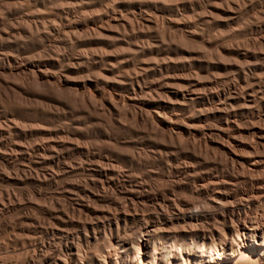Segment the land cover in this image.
<instances>
[{"label": "rangeland", "instance_id": "rangeland-1", "mask_svg": "<svg viewBox=\"0 0 264 264\" xmlns=\"http://www.w3.org/2000/svg\"><path fill=\"white\" fill-rule=\"evenodd\" d=\"M14 1L15 2H22V0H19V1L13 0V2ZM64 1H62V2H64ZM66 1H68V0H66ZM75 1L76 0L70 1L71 2L70 4H72V2L75 3ZM125 1L124 0H118V1L116 0V2H115V0H113V2H112V0H111V2L107 1L108 3L106 2L107 3L106 5L109 4L108 7H110L112 5L113 7H115V9L117 8L116 11L118 12L117 15L119 17L120 14L123 16H125V14L126 15L130 14V12H132L131 10H133L134 8L143 4V5H147V7L150 8L149 10H147L148 13H150L149 15L154 14L153 16H150V17H152L153 20L154 19L157 20L159 17V20H158L159 22L156 21V23H158V26H159L158 29H154V28H157V26H153L151 28L152 30L149 29L150 33L148 32V34L151 37L150 40H154L156 42V47L154 46L153 47L154 49L152 48L151 52L148 53L150 55H146V54L143 55V56H145L146 60H144L143 56H142L143 60H142L141 56L138 57V59L133 57L130 54L131 53L130 50H128L130 48V46L128 48V46L126 44L123 45V44L119 43L118 41H116V39H115L116 36H118L123 31V29L121 27L122 25L120 24L121 21L118 19L117 20L113 19L110 21L111 23H109V22H108V24L106 23V25L108 27L106 25L103 26L106 28L102 29V33H104L107 37H108V35H110L111 38H108V39L104 38V37H106V36H104V34H103L104 39H101V37H100L101 40L100 39H95V40L90 39L89 40V38H86V39H88V40H86L85 36H82L81 38H84L85 42L89 44L88 47L91 46V49L95 48L93 50L97 49V51L103 53V55L104 54L107 55L108 52L110 51L111 54H109V57H108V55H107V57L104 55L105 59L108 58L105 61H108L110 59L109 61L112 64L115 63L116 64L115 67H118L117 70L120 68L119 66L121 64H122L121 68L123 70H126V68L131 67V66L127 67L126 65H130V64L132 65V63H131L132 60L136 63V65L142 63V61L146 65H149L148 60L149 61L151 60L152 62L150 61V65H152V64H154L155 59L157 61H158V59L159 60L167 59L165 61L170 62L176 66V69L169 72L171 76H169L167 79L159 78L158 75H154V76L148 77V79H146L145 81L150 82V80H151V83H153L151 88L153 91L155 90V92H156L155 93L152 91L153 94L155 93L154 95L161 94V95L165 96V94H166L165 97H167V95H169L168 99L163 98V96H160V98H162L163 100L164 99L167 100V101H165V100L163 101L165 103L164 105H165L166 114L173 111L175 114L178 112L177 115L179 116L180 119H184L186 117V119H185L186 121L185 120L183 121L185 127L181 128L180 134H179V132H177L176 134H179L178 135L179 141L180 140L182 141L184 139V141H182V142H184V144H188V146L187 145L180 146L181 141L179 142L178 138L170 139L167 136L168 132H166L168 129L164 128L165 133L162 132V131H164L162 126L160 124L156 123V121L154 120L155 123L159 127H161L159 129L158 126L155 125L153 118L148 117L146 120L140 119L135 114V112L138 110L135 107L129 105L130 100L127 101V97L124 98V99H126L125 100L126 102L124 101V103H123V101H120L118 103L119 106L121 107L122 111L120 110L119 106L118 107L115 106L122 113H120L117 110V108H114V109L108 108L107 104L110 102L111 98L114 99L118 95H121V96H124L123 94L126 95V92L124 90H115L116 87L112 83V81L114 80V75L111 74L112 72L110 73L109 71H105L106 73L108 72L109 74H106L103 72L104 76L103 75L102 76L104 79L101 80L102 78L96 79V77L99 75L88 76L86 73H84L81 70L80 67L78 68V66L75 65L76 67L72 66V67H74L73 69H72V67L71 68H65L62 71L64 73H61L64 75H60L59 74L60 72L58 71L59 68H58L57 64L55 62H53L54 61L53 58H51V56H49V54H51V52H53V50H55V48H52V47L48 48L47 52H44V50L46 51V49H42L41 47H37V44L35 45V42L30 40L29 36L27 37V35H23L24 37L22 36V40H21V38H18L21 36L15 35V36H17V39L19 42L18 47H13V57L17 60L16 61L17 65L15 64L17 67L13 65V76L9 75V77L5 76V78L6 77L8 78V79L6 78V83L8 82L7 84H9V86H11V87L15 86V87H13V95H15V96H13V106L15 105L16 107H13V122H16V123L18 122L17 125L20 124L19 127H23L24 129L21 130L18 126H16L15 131H13L14 136L12 139H13V142L19 144L23 148V153L22 154L13 153V158L8 162H5L2 159H0V166L1 165L3 166V167L1 166L2 169L0 168V187H1L0 191H1V193L3 192L2 195L0 193V200H2V201H0V208L2 207L1 204H3V201H4L5 205L6 204L8 205V206L6 205L7 207L4 206L6 208V210H4L2 212L0 211V233H1L0 241H4L5 243H6V241L9 242L8 243L9 245H5L4 242L3 243L1 242L2 247L0 248V255L7 256V258L3 257L0 259V260L4 259L3 260L4 262H6V260H7L8 261L7 263L13 264V262H11V261H13L16 258L14 256L16 254L13 253V240L17 239V237L19 239L18 235H21V237H23V239L26 238L25 234H27L28 237L29 236H40V235L44 234L45 231L56 227L54 225L58 224V220H59L58 217H61V218L68 220L69 223L66 225V227L69 229L67 230V228H66V230L69 232H74L75 231L74 230L75 229V227H74L75 223L79 222L80 220H84V222L94 221L95 216H98L101 213H104L107 211L106 210L107 209L106 204L99 202V203L93 204V205L90 204L91 212L87 213V215H85L86 212L85 213H84V211L81 212L78 210L77 207L74 206L73 208L76 211L75 212L74 210H72V206L68 202L69 198H71V197L73 198L74 195L71 196L72 192H64L66 190V187H86V188L89 187L87 189L90 191H93V192L95 191V189H93V187H103L105 185V183L103 184V186H101V182H99L100 179L98 178L95 169L97 170L99 168H104L105 166L106 167L108 166L109 168L107 167L104 169L111 170L113 172L114 179H117V181H118L116 187H125V186L128 187L127 183H129L130 180H131V183H134L140 187H142V186L143 187H150V186L151 187H154V186L159 187L162 185H164V187H191V186L195 187V186L199 185V183L207 185L208 181H209L208 186L211 187L212 186L211 181L216 180V178H221V172H220V170H216L214 168H209V167H204V166L199 167V164H198L199 162L197 160V157H200V159H203L205 157L206 159L208 158L207 160H209V161H217V162L220 160H224L225 157L227 158L226 153L223 152L224 150L222 149V147H223L222 143L223 142L220 139H218V137H216V135H215L216 129H217L216 125L219 126L220 119L217 115H212L210 113H209L210 115L208 114V116L201 118V119H198L195 116H192L191 119L187 118L189 115L190 116L194 115L196 112H198V110H201L202 108H203L202 110H204L206 107V109L208 108V110H209V107H210V109L214 108V106L216 107L217 104L219 102H221L222 98L219 101L216 98L211 99L209 96L210 93L220 92L226 98H228V97L241 98L244 94H249V93H250V95L253 96L254 101L252 104L254 106H252L250 108H244L242 106L243 102L237 101V100L231 102V104H233V109H231L232 105L230 103H227V105H226V108H228V110H229V111L228 110L227 111L229 113H231V116H232L231 119H233V120L236 119V122L240 127V132L235 135V138L237 137L236 138L237 140L234 139L235 145H234L233 149H234V152H236L237 154H243L247 151V149H248L247 147L250 145V146L255 147L254 150L258 151L257 153L260 154V157L262 156V158H264V137H263L264 136V120H263L264 119V115H263L264 114V74H263L264 73V42H263L264 41V0H252V1L251 0H238V1L237 0H232V1L231 0H223V1L222 0H200L201 3L198 2L199 0H192V1L191 0H185V1L184 0H163V2H161L162 0L160 2H159V0L158 1L157 0H155V1L150 0L151 2L144 0L145 1L144 3H143V0H141V1L135 0V2H134V0H129L130 2L127 0H125ZM183 1L185 3H183ZM225 1H228V4H226ZM76 2H78V3L77 4L75 3L74 7H73L74 4L70 5L73 8L72 19H74V20H80L81 19L82 20L83 18L86 17L85 14H87V17H88V14H89V17L93 16L92 13H94V11L98 14V11L100 8H99V5H97V4H99V2H100L99 0H97V3H96V0H90L91 3L89 2V0L88 1L78 0ZM83 2L84 3L87 2V3H90L91 5H93V8H91L93 11L89 8H86L85 4ZM167 2H168V4H167ZM79 3H81V4H79ZM171 3L173 4L172 6H171ZM218 4H220L221 6L220 5L218 6ZM80 5H82V6H80ZM176 5H182V7H183L182 8L183 11L182 10H181V12L179 11L180 15L178 17L171 16V15H173V12L171 9H173ZM154 6L162 9L165 13L164 14L165 16L164 15H158V14H157L158 15L157 16L151 10ZM199 6L201 7V9L199 8ZM75 7L76 8L78 7V8L75 9ZM190 7H192V8H190ZM230 7H232V8H230ZM130 8H131V10H130ZM16 9L17 10L13 13V24H15L13 26V31H18L17 27L18 26L20 27V25H18L20 23V22H18V18H19V21L22 20V18L24 20L30 18V20L28 19L29 20V22H28L29 26L31 25V27H34V24H37V26L39 25L38 26L39 28H42V25L40 23L41 20L38 18L36 19L34 17L35 16L34 14H32V13L30 15L25 14L26 10H25V8H22V6H20V8L17 6ZM118 9H120L121 11ZM196 9H198V10H196ZM4 10L5 9H3L2 12H4ZM77 10H79V11H77ZM81 10L83 12L85 10H90V11H88L89 13L85 12L84 13L85 16H84V15H82L83 13L81 12ZM27 12L30 13L29 11H27ZM20 13H23V14H20ZM96 13H94V14H96ZM79 14H81L80 15L81 17L78 16ZM198 14H200V15H198ZM202 14H204V15L201 16ZM190 15H191V17H190ZM154 16H157V17H154ZM182 16H183V18H181ZM193 16L196 18H194ZM169 19L171 20V22ZM172 21H173V23H172ZM188 21H189V23H193L192 24L193 29H195L197 32H199V34L194 33V34L190 35V34H187L186 32H184V28L186 26V23H188ZM207 21H209V22H207ZM16 22H18V23H16ZM21 22L24 23V21H21ZM30 22H31V24H30ZM32 22H35V23H32ZM162 22H163V26H162ZM20 24H22V23H20ZM49 24H51V22H49ZM24 25H26V24L24 23ZM24 25H21V27H24ZM113 25L117 26L119 29H116L117 27L115 28V26L113 28ZM195 25H196V27H194ZM161 26H162V29H163V27H166L165 30L163 29V31H162ZM14 27H16V28H14ZM109 28L112 30H109V32H108ZM181 28H183V29H181ZM114 29H116L119 32V34ZM115 31L117 33H115ZM168 31H170V32H168ZM160 32H162V35H160L161 34ZM163 32L167 33L165 35L166 37H163L164 39L162 37H160V36L164 35ZM158 35H160V36H158ZM170 35H171V37H170ZM195 35H198V36H195ZM172 36H174V38ZM178 37L181 39L179 40ZM24 39H25V41H23ZM160 39H162L163 41ZM204 39L206 42H204ZM102 40H103V42H101ZM108 40H109V42H108ZM257 40H259V41H257ZM108 43H110V44H108ZM52 45L53 44H51V46ZM112 45H114V46H112ZM115 45H116V47H115ZM119 46L121 47V49L118 48ZM101 47H104V48H101ZM122 47H124V49ZM125 47L128 49H126ZM115 48L116 49L118 48L119 50L118 49L117 50L119 52ZM122 50L126 51V54ZM158 50H160V51H158ZM210 50H212V52ZM207 51H208V53H207ZM48 52H49V54H48ZM59 52H61V51H59ZM105 52H107V54ZM116 53H117V55H116ZM120 53L121 54L124 53L125 55H123V54L121 55ZM34 54H35V56H34ZM117 56H119V57L117 58ZM122 57H123V59H122ZM124 57L127 58L126 61H125ZM211 57H213V58H211ZM49 58H50V60H49ZM192 58H194V59H192ZM115 59L116 60L118 59L119 61L122 59V62H117L118 64L119 63H121V64L118 65L116 63ZM128 59H131V61H129ZM139 59L141 61H139ZM25 60H29L30 63L31 62L34 63V61H35V63L37 62L36 66L33 65L32 68H34L35 70L36 69H39V70L42 69L43 72H41V70H40L41 73H39L37 71V74H41L43 76L42 79L39 78L40 79L39 80L37 78V80H36V78L35 79L33 77L31 78L29 73L27 74V72H24L22 70L25 67V65H23V64L28 62ZM236 60H237V62H236ZM48 61H49V65H48ZM124 61L126 62V64ZM145 61H147V62H145ZM137 62H138V64H137ZM105 63H107V62H105ZM135 63H133V64H135ZM52 64H53V66H52ZM37 65L39 67H37ZM42 66H44V67H42ZM56 67L58 68V70ZM185 67L186 68L188 67V68L186 69ZM121 68H120V71H122ZM52 70L55 72L54 73L55 77L57 75H60L62 77L61 81H60L61 83L60 82L58 83V81L53 82V79L51 78V75H53ZM68 70H69L70 74H69V72H67ZM76 71L77 72L79 71L78 72L79 74ZM18 72H19V74H17ZM74 72H76V73H74ZM232 72H233V75H230V74H232ZM234 72H235V74H234ZM245 72L246 73L248 72V73L246 74ZM255 73L256 74L258 73V74L256 75ZM44 74H45V76H44ZM110 75L112 78L110 77ZM65 76H67V77H65ZM44 77H45V80L49 79L48 80L49 82L45 81ZM46 77H48V78H46ZM107 77H108V79H110V78L112 79L111 82H110V80H106ZM233 77H235V78H233ZM27 78H29V80ZM64 78H66V79H64ZM67 78H68V80H67ZM212 78H213V80H211ZM232 78H233V81L231 80ZM236 78L239 80L238 81L239 83L237 82V80L236 81L234 80ZM32 79L38 81V83H39V81L42 82V80H43L45 82V84L42 82V85H41V82H40L39 84H33L34 85L33 86V85H31L32 83H34V81H32ZM91 79H93L94 81ZM161 79L165 82V84ZM245 79H246V81L248 80L247 81L248 83L245 81ZM259 79L261 80V83H263V84L258 82ZM227 80H229V81H227ZM95 81H97V82H95ZM105 81H107V82H105ZM10 82L12 83V85L10 84ZM157 82H158V84H157ZM187 82L192 83L194 85V86H192V88L193 89L195 88L197 92H200V93H203L204 95H206L207 99H205L204 101H197L194 103H190L189 105H187L183 109H181L179 103L177 101H175L176 98L172 94V92L175 89H178L176 86L177 84L179 85L178 87H180L181 85L186 84ZM232 82H234L236 85H234ZM256 82H258V84ZM166 83L170 84V85L172 84L173 85L172 88L170 87V85H168L169 87L166 86L167 85ZM175 83H176V85H175ZM251 83L254 85H252ZM160 84L163 86L161 87ZM259 84L261 85V87L258 86ZM36 85H38V86H36ZM159 85L161 88L159 87ZM244 85H245L246 90H243ZM223 86H225V89L223 88ZM228 86H230V87H228ZM247 86H248V89H247ZM249 86H251V87L249 88ZM84 87H85V89H84L85 94L84 95H86L87 97L89 96L90 93H91V97H94L96 95L97 98L96 97L95 98L89 97V99L91 98L92 101L95 100L93 102V105L95 104L96 99L99 98L98 101L100 100L99 102L97 101L98 102L97 104H95L98 106L94 105L96 110L95 109L93 110L92 107L89 105V104L92 105V103L90 102L91 100H88V98H85L86 101H84V103L86 105H88V107L86 105H85V107H86V109L88 108V110L91 108V111H93V112H91L89 110L91 113H89V111H87V110L85 111L84 108H81V107H84L83 106L84 104L82 105L83 101L79 102V98H82L81 97L82 95H80V94H82L81 91H83L82 88H84ZM174 87H176V88H174ZM231 87H232V89H230ZM26 88H27V91L30 90V92H28L29 94L27 93V91H25ZM217 88H219V89H217ZM238 88H240L241 91ZM19 89H21V90H19ZM156 89H157V91H156ZM214 89H216V90H214ZM16 90L20 94H18V92ZM76 90L79 92L77 94H79L80 97H77L78 95L76 94V92H77ZM88 90L91 92H89ZM235 90L237 92H235ZM259 90H261V92ZM101 91L102 92L105 91L104 92L105 97L103 99H101L100 94H99V92H101ZM158 91L162 92V93L157 94ZM71 92L73 93V95L74 94L76 95V96L74 95V97H76V98H73ZM93 93H94V96H93ZM67 95H68V97H67ZM112 95H113V97L110 98V96H112ZM233 95H235V96H233ZM19 96L21 97L20 99H18ZM69 96H71L72 98L70 97L71 98L70 99ZM256 97H257V99L255 100ZM160 98H158V99L162 100ZM63 99H66V100H63ZM75 99H77L78 103H76ZM170 99H171L173 104L171 103V101L170 102L168 101ZM67 100H69V101L71 100L70 102L74 101L75 103H72L74 105H72L71 103L69 104V101H67ZM174 101H175V103H174ZM214 101H215V103H213ZM80 103H81V105H80ZM99 103H104V104H99ZM101 105L103 107L97 109V107H101ZM104 105L107 107H105ZM169 105H171V106H169ZM173 105H175L176 108ZM78 106H79V109H77ZM166 106H168V107H166ZM195 106L196 107L198 106L197 107L198 110L195 109ZM172 107H174L173 108L174 110L172 109ZM106 108L111 110L113 114L110 115L111 114L110 111L107 110ZM134 109H135V111H134ZM192 109L195 112H193ZM261 109H262V111H260ZM124 110H126V111H124ZM94 111H95V113H94ZM103 111H105V112L102 113ZM106 111H107V113H106ZM99 112H100V115H99ZM125 112H126V114H125ZM129 112H133V113H129ZM191 112H193V114ZM97 114H98V117H97ZM105 114H107V116ZM258 116H260V117H258ZM133 117H135V118H133ZM193 117H194V119H193ZM109 118H110V120H112V123L110 122V120L108 121V122H110V124L107 122V120ZM119 118L122 120H120ZM241 118H242V120H241ZM134 119H136V120L134 121ZM187 119H189V120L187 121ZM143 121H145L144 122L145 125L143 124ZM21 122H23L25 124L23 125V123L21 124ZM186 122L188 123V125ZM27 123H29L30 125ZM146 123H149V125H147ZM151 123L154 124V125H152L154 127H151ZM111 124H112V126H111ZM213 124L214 125L216 124L215 127ZM21 125H23V126H21ZM199 125L200 126L203 125L200 129H202L206 135L209 134L207 136H209V138L212 137L213 140L211 138H210L211 140L208 138L209 140L206 142L203 139L202 135H197L199 131H196V129H194V128H196L197 126L200 127ZM194 126H196V127H194ZM209 126L211 128L213 126L214 129L213 128L210 129ZM241 127H243V128H241ZM152 128L155 132H152L153 131V130H151ZM154 128H156V129H154ZM136 129H138V130H136ZM20 131H25L26 134L21 135V134H19ZM146 131L149 134H147ZM213 132H215V133H213ZM194 134H196V135H194ZM261 135H263V136L261 137ZM154 136H156V137H154ZM180 137L181 138L183 137V139H180ZM191 139H192L193 145L191 144V142H189ZM200 141H201V143H200ZM171 143L173 145H175L176 147L172 146ZM193 146H195V147H193ZM199 147H201L202 150ZM32 148H34V149H32ZM184 148L186 149L185 150L186 152H184V150H183ZM195 148H197V149H195ZM187 149H188V151H187ZM205 149H206V152L204 151ZM24 150L27 151V153H25ZM133 150H134V152H133ZM139 150H141V151H139ZM195 150H197V152ZM138 151L142 155H139L140 153H138ZM152 151H155V152H152ZM159 151H161V152H159ZM171 151L173 152V155H172ZM207 151H208V153H207ZM28 152H30V153L28 154ZM131 152L133 154H135L136 158L133 156V154L132 155L130 154ZM170 152H171V154H170ZM194 152H196L200 156L199 155L195 156ZM222 152L225 155L223 154V156H222ZM165 153L168 155H165ZM201 153H202V156H201ZM203 153H204V155H203ZM51 154L54 156V158H53L54 160L52 159V157H50ZM41 155H43V156H41ZM88 155H90V156H88ZM36 156H39V157H36ZM32 157H33V159H32ZM139 157H141V159ZM214 158H216V159H214ZM15 159H17V160H15ZM95 160L97 161L98 164H96ZM99 160H100L102 166L99 165ZM138 160L140 163L138 162ZM171 160H172V162H171ZM37 161H39L40 163ZM80 161L82 162L81 165H80V163H81ZM85 161H87L86 162L87 164L84 163ZM182 161H185V162H182ZM187 161H189V164ZM105 162L109 163V164H106ZM166 162H167V164H166ZM192 162L194 165L192 164ZM195 162H196V164H195ZM66 163H67V165H66ZM116 163H118V164H116ZM171 163L173 165H171ZM184 163L187 166L188 165L191 166V164H192L193 167L197 168L195 170L196 176L194 174L191 178H188L187 175L180 173V172L178 173L175 171L176 169H178L180 167V164H181V166L183 165L182 167H184L185 166ZM22 164H23V166H22ZM24 164H26L28 166H26ZM88 164H90V165H88ZM103 164H106V165H104V167H103ZM170 165H171V167H170ZM174 165L175 166L178 165V166L175 167ZM8 166H9V168H8ZM112 166H114V170L112 169L113 168ZM118 166H119V168H118ZM5 167H6V169H5ZM50 167H51L52 171H51ZM120 167H121V170H120ZM182 167H180V169ZM115 168H117V169H115ZM36 169H37V171H35ZM149 169H150V171H149ZM168 169L170 171H168ZM263 169H264V167L261 168V171H259L261 176L263 174V176L261 178L260 177L258 178V176H260V175H257V174H259V173H254L255 175L252 174L253 175L252 177L255 176V178H253V179H252L251 175H250V177H249V175L248 176L246 175L245 176L246 180L244 182H240V184L238 183L236 185V187H240V188H242V187L243 188L244 187H253V186H255L254 183H256L258 181L260 182V186L262 184L263 186H261V187H264V181H263V179H264L263 178L264 177L263 172L264 171H263ZM68 170H69V172H68ZM116 170H120V171L117 172ZM205 170L208 171V173ZM56 171L57 172L60 171V173H57ZM202 171H203V173H202ZM217 171H218V174H217ZM37 172H38V174H37ZM41 172L43 174L46 173L44 175V178L47 176V179L43 178V175H41L42 174ZM47 172H49V173H47ZM64 172H65V174H64ZM120 172H121V174H119ZM169 172H170V174H169ZM134 173H136L137 175ZM213 173L216 176L213 175ZM36 174L37 175L40 174L39 177H41V178H38V176ZM131 174H132V176H131ZM53 175L55 176V178ZM168 175H170V176H168ZM218 175H219V177H218ZM123 177H124V179H123ZM85 178L87 181L85 180ZM91 178L93 179V181ZM180 178H181V180H180ZM183 178H184V181H183ZM160 179L162 180V182H160ZM169 179H170V181H169ZM167 180L170 182V184L168 183ZM174 180L176 182H174ZM140 181H143V182H140ZM153 181H154V183H153ZM171 181H173V183ZM187 181H189V182H187ZM251 181L253 182V184ZM123 182H124V184H123ZM155 183H157V184H155ZM85 184H87V185H85ZM172 184H174V185L172 186ZM251 185H253V186H251ZM6 187H7V189H6ZM104 187H113V186L105 185ZM12 188L14 189L13 191L16 190L15 192H17L18 197H17V195L15 196V194H14L15 192L12 193L13 192V191H11ZM9 191L11 193H9ZM39 193L42 195H40ZM74 193H75V191H73V194ZM9 194H11V195L9 196ZM34 194L37 197V199L40 198L39 200H41V202H43L42 200H44L46 198L45 200L47 202L46 201L45 202L47 203L48 206L49 205L52 206V207L49 206L51 209L46 206L45 202H43V204H42L45 206H41V204H40V206L36 205V204H39V203H37L39 200L33 199V197L35 198ZM49 195H51V196H49ZM8 196L12 197V198H9ZM41 196L43 199H41ZM7 197H8V199H7ZM15 197H17L18 199ZM55 198H57V199H55ZM61 198H62V201H61ZM64 198L67 200H65ZM9 199L10 200L12 199L11 201L12 202L14 201V202L12 203ZM48 199L50 200L49 202H48ZM51 200L52 201L54 200L53 201L54 203L50 204ZM55 200H57V201H55ZM9 201L12 204H10ZM18 202H23V203H21V205H20V203H18ZM34 202H36V203H34ZM61 202H62V204H60ZM53 204H56V205H53ZM53 206H55V207H53ZM68 206L70 207L69 209H68ZM10 208H12V209H10ZM53 208H57V210L55 209V211H53L52 210ZM141 208H142V210H141ZM48 209H50V210H48ZM42 210L45 212H43ZM65 210H66V212H65ZM145 210H147V208L141 206L140 208H138V213H140L142 211L144 212ZM67 211L69 213V216H68ZM39 212H42V213H39ZM25 213H27V214H25ZM66 213H67V215H66ZM15 214H16V216L19 215V217L17 216L18 217L17 218L15 216ZM34 214H36V215H34ZM40 214H42V215H40ZM5 216H7V217H5ZM40 216L44 217V220ZM80 216H81V218H80ZM35 217H39V218L33 219ZM90 217H91V221H89ZM73 218H74V220H73ZM10 219L13 220L14 222L12 221L13 222L12 223ZM39 219H41V220H39ZM6 221H8V223H6ZM43 221H44V223H43ZM80 222H82V221H80ZM27 223H29V224H27ZM24 225H26V226H24ZM42 225H43V228L41 227ZM6 226H7V228H6ZM44 226L47 227V230H46V227H44ZM49 226H51V228ZM9 231H10V233H9ZM14 231H15V233L20 232L21 234H18V235L16 234L17 237H15L16 235H15ZM11 232H13L15 236L12 235ZM6 233L9 235L7 236ZM2 235H6L7 237L2 236ZM3 237L4 238L6 237L5 238L6 241L4 240ZM21 237H20V239H22ZM99 242H101V240ZM3 245L5 246V248ZM53 246H56V244H53ZM90 250H93L92 246L90 247ZM6 252H8V253L10 252V254L13 255L15 258L12 257L13 259H11V261H10L11 256L9 257V255Z\"/></svg>", "mask_w": 264, "mask_h": 264}, {"label": "bare ground", "instance_id": "bare-ground-1", "mask_svg": "<svg viewBox=\"0 0 264 264\" xmlns=\"http://www.w3.org/2000/svg\"><path fill=\"white\" fill-rule=\"evenodd\" d=\"M62 1H64V0H22V2H15V1L13 2V0H0V159H2L5 162H8L13 158V153H15V154H22L23 153V148L19 144L13 142V139H12L14 136L13 131H15V127L20 126V124L17 125L18 122L17 123L13 122V107H16L15 105L13 106V96H15V95H13V87H15V86H13V87L9 86V84H7L8 82L6 83L7 77L5 78V76H8V77H9V75L13 76V65L14 66L17 65L16 64L17 60L13 57V47H18L19 42H18L17 36H15V35L21 36V37H18V38H21V40H22L23 35H27V37L29 36L30 40L34 41L35 45L37 44V47H41L42 49H46V51L44 50V52H47L48 48H51V47L55 48V50H53V52H51V54H49V52H48V54H49V56H51V58H53V60H54L53 62H55L57 64L59 70L57 67L56 68L60 72L59 73L60 75H64L61 73H64L62 71L65 68H71L72 66H75V65H77L78 68L80 67L81 70L84 73H86L88 76L99 75L96 77V79L102 78L101 80L104 79L103 76H104V73H106L105 71H109L110 73L112 72L111 74L114 75V80L112 81V83L116 87L115 90H124L126 92V95L125 94H123L124 96L118 95L114 99L111 98V97H113V95L110 96L111 100L109 99L110 102L107 104L108 108H110V109L117 108L119 106L118 103L120 101H123V103H124V101L126 100L124 98L127 97V101L130 100L129 105L135 107L138 110L135 112V114L140 119L146 120L148 117L153 118V121L155 120L156 123L160 124L162 126L163 130H164V128L168 129L166 132H168L167 136L170 139L178 138V141H179L178 135L180 134L181 128L185 127L183 121L186 119V117L184 119H180L179 116L177 115L178 112L175 114L173 111L166 114L165 105H164L165 103L163 102L165 99L163 100L162 98H160V96H163V95L158 94V93H162V92L158 91L157 92L158 95H154L156 92H155V90L153 91L151 88L153 83H151V80H150V82L145 81L146 79H148V77L154 76V75H158L159 78L167 79L169 76H171L169 72L176 69V66L170 62L165 61L167 59H162V60L158 59V61L155 59L154 64L151 63L152 65H150L151 60L150 61L148 60L149 65H146L145 63H143V61L140 64H138V62H137L138 65H136V63L133 60L131 61V59H128L129 61H131L132 65L130 64V65H126V66L127 67L131 66V67L126 68V70H123L121 68L122 64L119 63V64H121L119 67L122 69V71H120V68L117 70L118 67H115L116 66L115 63L112 64L109 61L110 59L108 61H105L108 59V58L107 59L104 58L105 54L103 55V53L98 52L97 49L93 50L95 48L91 49V46L88 47L89 44L85 42L86 38H89V40L90 39H92V40L100 39V37H101V39L111 38L110 35H108V37H107L104 33H102V29L106 28L103 26H105L106 23L108 24V22L111 23L110 21L113 19H116V20L118 19L121 21L120 24L122 26L121 25L120 26L122 27L123 31L119 34V32L116 30L119 28L117 26L113 25V28H114V26H115V28L117 27L114 30H116L119 34L115 38L116 41H118L119 43H121L123 45L126 44L128 46V48L130 46L129 49L126 47L125 48L130 50V52H131L130 54L133 57L138 59V57L141 56V58H142V56L145 54L150 55L148 53L151 52V50L154 46L156 47V42L154 40H150L151 37L148 34V32L150 31L149 29H151L153 26H157V28H154V29H158L159 26H158V23H156V21L159 20V17L157 20H155V19L153 20L152 17H150V16H153L154 14L152 13L153 15H149L150 13H148L147 10H149L150 8H148L147 5H143V4L139 5L138 7L134 8L133 10H131V8H130V10L132 11V12H130V14H128V15L125 14V16L120 14L118 17V15H117L118 12L116 11L117 8L115 9V7H113L112 5L110 7H108L109 4L106 5L108 3L107 1L111 2V0H99L100 2H99V4H97V5H99V8H100L98 11V14L94 11V13H96V14L92 13L93 16H90V17L88 14L89 18L87 17V14H85L86 17L83 18L82 20L80 18H79L80 20H74V19H72L73 8L70 5L74 4L73 5V7H74L75 3L76 4L78 3V2H76L78 0H76L75 3L72 2V4H70L71 3L70 1H74V0H68V1L65 0L66 2L65 1L62 2ZM82 1H84V0H82ZM86 1H88V0H86ZM127 1H129V0H127ZM136 1H138V0H136ZM147 1L149 2L150 0H147ZM160 1L161 0H159V2ZM184 1H183V3H185ZM89 2H90V0H89ZM112 2H113V0H112ZM115 2H116V0H115ZM134 2H135V0H134ZM144 2L145 1L143 0V3ZM161 2H163V0ZM198 2L201 3L200 0ZM225 2H226V4H228V1H225ZM90 3L85 2L84 3L85 7L89 8V9L93 8V5H91ZM96 3H97V0H96ZM79 4H81V3H79ZM167 4H168V2H167ZM19 5L22 6V8H25L26 12L27 11L30 12V13L25 12V14L30 15L32 13L35 15L34 17L36 19L37 18L40 19L41 22L40 21L39 22L41 23L42 28H39L38 27L39 25L37 26V24H34V27H31V25L29 26L28 22H29L30 18H28L29 20L28 19L24 20L22 18L23 16L21 15L22 20L19 21V18H18V22H20L22 24H20V23L18 24V25H20V27L18 26L19 28L16 26L18 31H13V26L15 25V24H13V13L17 10L16 9L17 6L20 8ZM172 5L173 4L171 3V6ZM219 5L220 4H218V6ZM80 6H82V5H80ZM77 8L75 7V9H77ZM182 8H183L182 5H176L173 9H171L173 12V15H171V16L178 17L180 15L179 11L181 12ZM190 8H192V7H190ZM199 8L201 9L200 6H199ZM230 8H232V7H230ZM3 9H5L4 12H2ZM118 10H120V9H118ZM151 10L156 15L157 14L158 15H164L165 14L162 9H160L159 7H156V6H154ZM196 10H198V9H196ZM77 11H79V10H77ZM88 11H90V10H85L84 12L81 10V12L83 13L82 15H84V13L88 12ZM23 13H20V14H23ZM80 15L81 14H79L78 16H80ZM198 15H200V14H198ZM203 15L204 14H202L201 16H203ZM157 16H154V17H157ZM190 17H191V15H190ZM181 18H183V16ZM194 18H196V17H194ZM21 21H24V23L26 25H24V23ZM18 22H16V23H18ZM49 22H51V24H49ZM170 22H171V20H170ZM207 22H209V21H207ZM32 23H35V22H32ZM172 23H173V21H172ZM30 24H31V22H30ZM192 24L193 23H189V21H188V23H186V26L184 28V32H186L187 34H190V35L194 34V33L199 34V32H197L195 29H193ZM21 25H24V27H21ZM162 26H163V22H162ZM162 26H161V29H162ZM16 27H14V28H16ZM194 27H196V25ZM165 28L166 27H163L164 30H165ZM163 29H162V31H163ZM181 29H183V28H181ZM109 30H112V29L109 28L108 32H109ZM116 31H115V33H117ZM166 32H163L164 33L163 36H160V35H162V32H160L161 34L159 33L160 35H158V36H160L162 38L166 37L165 36L167 34ZM168 32H170V31H168ZM103 34L106 37H104ZM82 36H85V39L81 38ZM195 36H198V35H195ZM170 37H171V35H170ZM172 37L174 38V36H172ZM178 39L180 40L181 38L178 37ZM86 40H88V39H86ZM109 40H108V42H109ZM160 40H162V39H160ZM23 41H25V39ZM257 41H259V40H257ZM101 42H103V40ZM204 42H206L205 39H204ZM51 44H53V45L51 46ZM108 44H110V43H108ZM112 46H114V45H112ZM115 47H116V45H115ZM101 48H104V47H101ZM118 48L121 49L120 46ZM122 48L124 49V47H122ZM59 51H61V52H59ZM158 51H160V50H158ZM208 51H207V53H208ZM210 51L212 52V50H210ZM109 52H108V54H107V52H105L108 55V57H109V54H111V52L110 53ZM123 52H125V54H126V51H123ZM122 54L125 55L124 53H122ZM107 55H105V56L107 57ZM116 55H117V53H116ZM34 56H35V54H34ZM118 57L119 56H117V58ZM143 57H144V60H146L145 56H143ZM211 58H213V57H211ZM122 59H123V57H122ZM122 59L120 61L118 59L117 60L115 59L116 63L122 62ZM124 59L126 61L127 58L124 57ZM192 59H194V58H192ZM49 60H50V58H49ZM142 60H143V58H142ZM25 61L29 62V60H25ZM139 61H141V60L139 59ZM28 62H26L27 64L24 62L25 64H23V65H25V67L22 70L24 72H27V74L29 73L31 78L32 77L34 79L36 78V80H37V78L42 79L43 76L41 74H37V71L39 73L43 72L42 69H40L41 70V72H40L39 69L35 70L34 68H32L33 65L36 66L37 62L36 63H35V61H34V63H32V62L28 63ZM103 62L104 63L107 62V63L104 64ZM145 62H147V61H145ZM236 62H237V60H236ZM133 63H135V64H133ZM125 64H126V62H125ZM48 65H49V61H48ZM44 66H42V67H44ZM52 66H53V64H52ZM37 67H39V66L37 65ZM73 68L74 67H72V69ZM69 70L67 72H69ZM76 72H74V73H76ZM54 73L55 72L53 71V75H51V78L53 79V82L58 81V83H59L61 81L62 77L60 75H57V74H56L57 76L55 77ZM17 74H19V72ZM69 74H70V72H69ZM106 74H109V73L107 72ZM234 74H235V72H234ZM100 75L101 76L103 75V76L101 77ZM230 75H233V72ZM44 76H45V74H44ZM65 77H67V76H65ZM110 77H111V75H110ZM46 78H48V77H46ZM111 78L108 79V77H107L106 80H110V82H111V80H112ZM233 78H235V77H233ZM233 78L231 79L232 81H233ZM27 79L29 80V78H27ZM34 79H32V81H34V83H32L31 85L39 84L41 82V81H39V83H38V81H36ZM64 79H66V78H64ZM260 79L258 82L261 83ZM44 80H45V77H44ZM48 80H45V81H48ZM67 80H68V78H67ZM91 80H93V79H91ZM211 80H213V78ZM234 80L235 81L237 80V82L239 81L237 78ZM227 81H229V80H227ZM245 81H246V79H245ZM42 82L45 84V82L43 80H42ZM42 82H41V85H42ZM95 82H97V81H95ZM105 82H107V81H105ZM258 82H256V83L258 84ZM232 83L234 85H236L234 82H232ZM10 84L12 85L11 82H10ZM157 84H158V82H157ZM164 84H165V82H164ZM261 84H263V83H261ZM160 85H159V87H160ZM168 85H170V84H167L166 86H168ZM175 85H176V83H175ZM252 85H254V84H252ZM36 86H38V85H36ZM162 86L163 85H161V87ZM172 86L173 85L171 84L170 87L172 88ZM176 86L178 89H175L173 92L172 91L171 92L175 96V98H176L175 101H177L179 103L181 109H183L185 106L189 105L190 103H194L197 101H204L205 99H207L206 95H204L203 93L197 92L195 88L193 89L192 86H194V85L190 82H187L186 84H183L180 87H178L179 86L178 84ZM251 86H249V88ZM258 86L261 87L260 84ZM228 87H230V86H228ZM174 88H176V87H174ZM219 88H217V89H219ZM223 88L225 89V86H223ZM84 89H85V87L82 88L83 91H81L82 94H80V95H82L81 96L82 98H79V102L83 101V103L82 102L81 103H82V105L84 104L83 105L84 107H81V108H84L85 111L86 110L91 111V108L89 110H88V108L86 109V107H85L86 104L84 103V101H86L85 98H88V100H91V98H95L96 95L94 96V93H93L94 97H91V93H90L89 96L87 97L86 95H84L85 94ZM157 89H156V91H157ZM230 89H232V87ZM238 89L240 90V88H238ZM247 89H248V86H247ZM19 90H21V89H19ZM214 90H216V89H214ZM243 90H246L245 85H244ZM25 91H27V88ZM152 91L155 93L153 94ZM259 91L261 92V90H259ZM28 92H30V90H28L27 93ZM89 92H91V91H89ZM104 92H102V91L99 92L101 99H103L105 97ZM235 92H237V91L235 90ZM77 93H79V92L77 91L76 94ZM18 94H20V93L18 92ZM71 94H72L73 98H76V97H74L75 94L73 95L72 92H71ZM77 95H78L77 97H80L79 94H77ZM165 96H166V94H165ZM165 96H163V98H166V99L169 98V95H167V97H165ZM209 96L211 99L216 98L219 101L222 98V100H221V102H219L217 104L216 107L214 106V108H211V109L209 107V110H208V108L206 109V107L204 110H202L203 108L201 110H198L197 109L198 106L197 107L195 106V109H197L198 112H196L194 115H191V116L189 115L187 118L191 119L192 116H195L198 119H201V118L208 116V114L210 113L212 115H217L220 119L219 126L215 124L216 128H217L216 133L215 132H213V133H215L216 137H218V139H220L223 142L222 143L223 147L222 146L221 147L224 150L223 152L226 153L227 158L225 157L224 160H220L217 162V161H209V160H207L208 158L206 159L205 157L203 159H200V157H197V160L199 162L198 163L199 167L204 166V167L214 168L216 170H220V172H221V178H216V180H212L211 181V183H212L211 187L208 186L209 181L207 182V185L199 183V185H197L195 187H192V186L191 187H164V185H162L163 187L162 186L155 187L154 185H153L154 187H151V186L150 187H143V186L140 187L134 183H131V180L129 183H127L128 187H126V186L125 187H116L118 181H117V179H114V177H113L114 174L111 170L104 169V168L108 167V166L104 167V165L109 164V163L105 162L106 164H103L104 168L98 167L99 169H97V170L95 169V171H96L98 178L100 179L99 182H101V186H103V184L105 183V185L113 186V187H104L105 185L103 187H93V189H95L94 192L88 190L87 188H89V187H87V188L86 187H66V190L64 189L65 190L64 192H72L71 196L74 195L73 198L71 197L68 200V202L72 206V210H74L73 207L75 206L78 208L79 211H81V212L84 211V213L86 212L85 215H87V213L91 212L90 204L93 205V204H97L100 202V203L106 204V207H107L106 210L107 211L105 210L106 212L101 213L98 216H95L94 221H91V217H92L91 216L90 220H89L91 222H87V221L84 222V220H80V221H82V222H80L78 220L79 222L75 223V225H74V227H75L74 232L67 231L69 228H67L66 225L69 223V221L64 219V218H61V217H58V219H59L58 224L54 225L56 227L53 226L54 228L47 230V227L44 226V227H46L47 231H45L44 234H42L40 236H29L28 237V235L25 234L26 238L23 239V237H21V235H18V234H21L20 232L15 233V231H14L15 235L17 234L19 236V239H20V237L22 238L19 240L17 235L15 236L14 233L11 232V234L14 235L15 237H17V239L13 240V253L16 254V255H14L16 258L13 255H11L10 252L9 253L6 252L9 255V257L11 256L10 261H11V259H13L12 257H14L15 259L13 261H11V262H13V264H264V187H261V186H263L262 184L260 186L259 181L254 183L255 186L251 185L253 187H244V188L243 187L242 188L236 187V185L238 183L240 184V182H244L246 180L245 179L246 175L247 176L249 175V177L251 175V177H252L253 176L252 174L259 173V171H261V168L264 167V158H262V156L260 157V154L257 153L258 151L254 150L255 147L250 146V145L247 147L248 148L247 151L243 154H237L236 152H234V149H233L234 145H235L234 139L237 140L236 139L237 137L235 138V135L240 132V127L237 124L236 119H234V120L231 119V117H232L231 113H229L228 108H226L227 103L231 104V102L235 101V100L242 101L243 102L242 106L244 108H250V107L254 106L252 104L254 101V98L252 95H250V93L244 94L241 98H237V97L226 98L220 92L210 93ZM233 96H235V95H233ZM67 97H68V95H67ZM70 97L71 96H69V98ZM89 97H91V98L89 99ZM20 98L21 97L19 96L18 99H20ZM158 98H160L162 100H159ZM98 99H96L95 104H97L100 101V100L98 101ZM171 99L168 101L170 102ZM256 99H257V97L255 98V100ZM63 100H66V99H63ZM67 101H69V100H67ZM70 101H69V104L75 103L74 101L73 102H70ZM75 101H76V103H78L77 99H75ZM94 101L91 100L90 102L92 103V105L89 104L93 110L95 109V106H98L95 104H94L95 106L93 105ZM165 101H167V100H165ZM175 101H174V103H175ZM81 103H80V105H81ZM171 103H172V101H171ZM213 103H215V101ZM99 104H104V103H99ZM72 105H74V104H72ZM231 105H232L231 109H233V104H231ZM86 106L88 107V105H86ZM107 106H105V107H107ZM115 106H117V107H115ZM169 106H171V105H169ZM173 106L175 107V105H173ZM102 107L103 106L101 105V107H97V109L102 108ZM166 107H168V106H166ZM174 107H172V109ZM108 108H106V109L109 110ZM119 108L121 110L120 106H119ZM77 109H79V106ZM117 110L119 111L118 108H117ZM90 111H89V113L93 112V111H91V112ZM109 111L111 113L110 115H112L113 114L112 111L111 110H109ZM124 111H126V110H124ZM134 111H135V109H134ZM192 111H193V109H192ZM260 111H262V109ZM104 112L105 111H103L102 113H104ZM193 112H195V111H193ZM193 112H191V113L193 114ZM94 113H95V111H94ZM106 113H107V111H106ZM120 113H122V112H120ZM129 113H133V112H129ZM125 114H126V112H125ZM99 115H100V112H99ZM105 115L107 116V114H105ZM97 117H98V114H97ZM135 117H133V118H135ZM258 117H260V116H258ZM193 119H194V117H193ZM109 120H110V118L107 120V122ZM120 120H122V119H120ZM135 120L136 119H134V121ZM188 120L189 119H187V121ZM241 120H242V118H241ZM155 121H154V123H155ZM110 122L112 123V120H110ZM110 122H108V123L110 124ZM144 122L145 121H143V124H144ZM22 123L23 122H21V124ZM156 123H155V125L158 126ZM24 124L25 123H23V125ZM27 124H29V123H27ZM146 124L149 125V123H146ZM23 125H21V126H23ZM152 125H154V124L151 123V127H154ZM187 125H188V123H187ZM215 125H214V127H215ZM111 126H112V124H111ZM202 126L203 125H201L200 127L194 126V127H196L194 129H196V131H199L197 135H202L203 139L207 142L210 138L212 139V137L209 138V136H207L209 134L206 135L204 133V131L202 129H200ZM19 128L21 130L24 129L23 127H19ZM156 128H154V129H156ZM158 128L160 129L161 127L158 126ZM209 128L212 129L213 126H212V128L209 126ZM241 128H243V127H241ZM136 130H138V129H136ZM151 130H153V128ZM152 132H155V131L153 130ZM162 132L165 133V130ZM177 132H179V134H176ZM146 133H147V131H146ZM19 134L22 135V134H26V133H25V131H20ZM147 134H149V133H147ZM194 135H196V134H194ZM262 136L263 135H261V137ZM154 137H156V136H154ZM180 139H183V137L182 138L180 137ZM182 141H184V139ZM182 141H181L180 146H182V145L188 146V144H184V142H182ZM189 142H191V144H192L193 143L192 139ZM200 143H201V141H200ZM172 146L176 147L173 144H172ZM195 146H193V147H195ZM199 148L201 149V147H199ZM32 149H34V148H32ZM195 149H197V148H195ZM183 150H184V152H186L185 148ZM139 151H141V150H139ZM139 151H138V153H140ZM187 151H188V149H187ZM195 151L197 152V150H195ZM204 151L206 152V149ZM133 152H134V150H133ZM152 152H155V151H152ZM159 152H161V151H159ZM171 152H170V154H171ZM196 152H194L195 156L199 155ZM223 152H222V156L224 154ZM25 153H27V151H25ZM29 153L30 152H28V154ZM207 153H208V151H207ZM130 154L132 155L133 153L131 152ZM139 155H142V154L140 153ZM165 155H168V154L165 153ZM172 155H173V152H172ZM203 155H204V153H203ZM41 156H43V155H41ZM88 156H90V155H88ZM133 156L136 158L135 154H133ZM201 156H202V153H201ZM36 157H39V156H36ZM50 157H52V159L54 158V156L52 154ZM139 158L141 159V157H139ZM32 159H33V157H32ZM214 159H216V158H214ZM15 160H17V159H15ZM37 162H39V161H37ZM86 162L87 161H85L84 163H86ZM138 162H139V160H138ZM171 162H172V160H171ZM182 162H185V161H182ZM187 162L189 164V161H187ZM196 162H195V164H196ZM81 164H82V162L80 163V165ZM96 164H98L97 161H96ZM116 164H118V163H116ZM166 164H167V162H166ZM192 164H193V162H192ZM192 164H191V166L190 165L187 166L184 163V165H185L184 167H182L183 165L181 166V164H180V167H182V168L180 169V167H179L175 171L178 173L179 172L183 173V174L187 175L188 178H191L195 174V172H196L195 170L197 169V168L193 167ZM24 165H26V164H24ZM66 165H67V163H66ZM88 165H90V164H88ZM99 165L102 166L100 160H99ZM171 165H173V164L171 163ZM171 165H170V167H171ZM1 166H0V168H1ZM22 166H23V164H22ZM26 166H28V165H26ZM177 166H175V167H177ZM51 167H50V169H51ZM112 167H113L112 169L114 170V166H112ZM8 168H9V166H8ZM118 168H119V166H118ZM5 169H6V167H5ZM115 169H117V168H115ZM120 170H121V167H120ZM120 170H116V171L119 172ZM35 171H37V169ZM51 171H52V169H51ZM149 171H150V169H149ZM168 171H170V170L168 169ZM263 171H264V169H263ZM65 172H64V174H65ZM68 172H69V170H68ZM206 172L208 173V171H206ZM47 173H49V172H47ZM57 173H60V171ZM202 173H203V171H202ZM37 174H38V172H37ZM45 174H43V173L41 174V175H43V178H44ZM119 174H121V172ZM134 174H136V173H134ZM169 174H170V172H169ZM217 174H218V171H217ZM39 175H37L38 178H41V177H39ZM213 175H215V174L213 173ZM257 175H260V173ZM131 176H132V174H131ZM168 176H170V175H168ZM195 176H196V174H195ZM262 176H263V174H262ZM262 176L260 175V176H258V178L259 177L261 178ZM218 177H219V175H218ZM45 178L47 179V176ZM54 178H55V176H54ZM253 178H255V176L252 177V179ZM93 179H92V181H93ZM123 179H124V177H123ZM85 180H86V178H85ZM180 180H181V178H180ZM169 181H170V179H169ZM169 181H168V183L170 184ZM183 181H184V178H183ZM263 181H264V179H263ZM140 182H143V181H140ZM160 182H162L161 179H160ZM171 182L173 183V181H171ZM174 182H176V181L174 180ZM187 182H189V181H187ZM153 183H154V181H153ZM123 184H124V182H123ZM155 184H157V183H155ZM252 184H253V182H252ZM85 185H87V184H85ZM173 185L174 184H172V186ZM6 189H7V187H6ZM13 190L14 189L12 188L11 191H13ZM15 191H13L12 193H14ZM73 191H75L74 194H73ZM0 193H1V191H0ZM2 193H1V195H2ZM9 193H11V192L9 191ZM14 194L16 196L17 192H15ZM10 195L11 194H9V196ZM40 195H42V194H40ZM34 196H35V194H34ZM49 196H51V195H49ZM8 197H7V199H8ZM17 197H18V195H17ZM17 197H15V198H17ZM9 198H12V197H9ZM57 198H55V199H57ZM33 199L35 200V199H37V197L35 196V198L33 197ZM39 199L40 198H38L37 200H39ZM41 199H43L42 196H41ZM45 199L42 201L45 202L46 201ZM65 200H67V199H65ZM0 201H2V200H0ZM10 201H9V203H10ZM49 201L50 200L48 199V202ZM53 201L51 200L50 204L54 203ZM55 201H57V200H55ZM61 201H62V198H61ZM36 202H34V203H36ZM43 202H41V200H39L37 202L39 204H36V205L40 206V204H41V206H45V205H42ZM12 203H10V204H12ZM18 203H20V205H21V203H23V202H18ZM60 204H62V202ZM6 205L3 201V204H1L2 207L0 208L1 212L6 210V208L4 207ZM53 205H56V204H53ZM46 206L48 208L52 207L50 205H49L50 206L49 207L47 205V203H46ZM141 206L146 207L147 210H145L144 212L142 211V212L138 213V208H140ZM53 207H55V206H53ZM69 208L70 207L68 206V209ZM10 209H12V208H10ZM50 209H48V210H50ZM55 209L57 210V208H53L52 210L55 211ZM141 210H142V208H141ZM43 212H45V211H43ZM65 212H66V210H65ZM39 213H42V212H39ZM67 213H68V211H67ZM67 213H66V215H67ZM25 214H27V213H25ZM34 215H36V214H34ZM40 215H42V214H40ZM15 216H16V214H15ZM17 216L19 217V215H17ZM68 216H69V213H68ZM5 217H7V216H5ZM40 217H42V216H40ZM38 218L39 217H35L33 219H38ZM80 218H81V216H80ZM42 219L44 220V217H42ZM39 220H41V219H39ZM73 220H74V218H73ZM12 221L13 220H11V222ZM6 223H8V221H6ZM43 223H44V221H43ZM27 224H29V223H27ZM24 226H26V225H24ZM41 227L43 228V225ZM49 227L51 228V226H49ZM6 228H7V226H6ZM66 228H67V230H66ZM9 233H10V231H9ZM0 235H1V233H0ZM6 235L8 236L9 234L6 233ZM6 235H2V236H6ZM5 238H4V240H5ZM100 240H101V242H99ZM1 242L3 243L4 241H0V248L2 247ZM8 243L9 242L6 241L5 245H9ZM53 244H56V246H53ZM91 246H92L93 250H90ZM4 248H5V246H4ZM3 257L7 258V256L0 255V259ZM3 260H0V264H9V263H7L8 262L7 260H6V262H4Z\"/></svg>", "mask_w": 264, "mask_h": 264}]
</instances>
